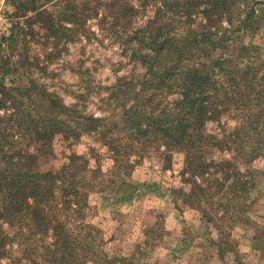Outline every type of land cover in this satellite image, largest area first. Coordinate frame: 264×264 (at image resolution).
<instances>
[{
	"label": "rangeland",
	"instance_id": "obj_1",
	"mask_svg": "<svg viewBox=\"0 0 264 264\" xmlns=\"http://www.w3.org/2000/svg\"><path fill=\"white\" fill-rule=\"evenodd\" d=\"M162 4L163 0H0V134L5 132L4 119L14 116L17 108L25 117L48 116L47 121L61 114L52 111L46 93L74 110L61 115L69 124L60 126L47 151L27 147L29 141L23 150L39 157L41 173H59L52 192L56 203L49 204H57L68 218V229L78 240L77 264H117L121 251L131 253L124 264H264V119L253 115L252 121L247 119L252 111H264V100L255 102L257 91L242 85L239 91L243 103L247 97L244 106L248 110L224 111L207 127L210 131L213 125L211 134L224 141L211 151L205 148L206 163L217 165L210 168L211 174L206 171L195 178L201 186L208 180L215 187L208 205L204 204L206 197L191 192L193 177L186 153L176 150L171 163H165L157 152L158 141L156 147L142 138L137 140L143 145L132 144V132L117 125L123 113L121 100L132 105L140 83L136 79L147 74L145 55H152L153 45L146 30H185L168 21L167 13L161 14ZM204 7L189 6L190 28L202 33L207 26L213 32L211 42L217 47L213 55L229 61V79H234L236 69L250 81L259 72L261 77L264 1L241 0L231 12L221 6L211 26L201 14ZM252 10L254 19L247 21ZM43 11L44 16L38 15ZM224 12L229 15L220 16ZM13 36L14 42L10 40ZM263 84L260 80L256 89H263ZM117 88L126 94L117 95ZM92 118L107 125L102 124L96 133L90 130L94 128ZM242 118L253 127L257 119L260 128L243 130ZM77 125H84L83 130L89 127V133L71 136L68 126ZM75 154L82 158L71 162ZM128 160L136 166L123 168ZM84 162L88 167L82 166ZM68 164L72 166L64 170ZM224 170L227 175H222ZM174 186L188 188V195L181 192L186 196L184 204ZM70 188L81 189L83 196L67 212L61 195ZM178 216L184 217L185 225L179 224ZM2 227L11 238L17 230L7 224ZM31 231L36 237L28 236L24 247L18 241H5L13 258H21L25 247L41 245L33 226ZM183 238L186 243L181 244ZM47 242L51 243L50 238ZM33 254L25 258L31 260ZM46 263L40 259V264ZM16 264L30 262L22 259Z\"/></svg>",
	"mask_w": 264,
	"mask_h": 264
},
{
	"label": "trees",
	"instance_id": "obj_2",
	"mask_svg": "<svg viewBox=\"0 0 264 264\" xmlns=\"http://www.w3.org/2000/svg\"><path fill=\"white\" fill-rule=\"evenodd\" d=\"M240 1L163 0L161 14L166 16L167 13L168 21L170 19L178 27L183 26L185 30H182L181 33H178L177 28H173L171 31L168 28L163 32L158 29L157 32L146 30L149 35L148 42L153 45V49L150 47L153 51L152 55H145L148 63L147 74L136 79V81L140 80V83L138 90L136 86L132 105H129L124 99H118L123 104V113L117 125L123 124L132 132L129 139L132 144L136 141L143 145L141 141H138L142 138L151 147H156L158 141L157 152L165 157V163H171L170 160L176 150L186 153L189 158L187 168L191 169L193 177L191 192L199 197H206L208 201L204 202L205 205L212 204L213 195L211 194L214 193L215 187L208 180L207 185L201 186L195 178L204 175L206 171L211 174L210 168L217 165L214 162L206 163L205 148L210 149L224 143L223 140H219L211 134L213 125H211L210 131L207 127L209 124L216 123L219 119L218 116L224 111L235 110L239 113L248 110L247 106H244L247 103V97L243 103L244 96L239 91L242 85L249 87L246 89L257 91L256 94L254 93L257 104L259 100H264V84L261 85L263 89H256L260 85V80L264 83V74L259 77V72L256 74L258 78L253 77L250 81V78L247 80V76L243 75V71L236 69L238 71L234 79H229L230 72L227 67L229 61L224 57L215 58L213 55L217 47L211 42V38L215 35L207 26L204 27L202 33L191 30L189 23L192 22V12L188 8L189 6L193 8L195 5H204L201 14L207 18L209 26H211L215 10L223 6L227 9L226 11L231 12ZM224 13L225 15L220 14V16L227 17L229 15ZM38 15L44 16L45 13L44 11L38 12ZM254 16L255 11L252 10L246 18L247 21L253 20ZM167 24L170 25L169 22ZM10 40L14 42V36ZM210 43L213 48H210ZM246 71L248 72V70ZM128 84L130 82L125 86ZM122 89L117 88V95L120 92L126 94ZM173 96L177 97L169 98ZM44 97L49 101L52 111L57 110L61 114H57L54 120L47 121L50 119L48 116L28 115L25 117L20 114V108H17L18 111L13 114L14 116L4 119L3 131L5 132L0 134V166L2 164L0 167V264H4L2 261L5 259L9 260L6 264L20 263L22 259L29 260L30 264H40V259L47 262L46 264L78 263L77 249L79 247H76L78 240L68 229V224H66L68 218L64 216L57 204L53 206L49 204L56 203L52 192L57 186L59 173H41L37 166L39 157L25 153L23 150V144L29 141L27 147L35 146L37 151H47V145L59 133L60 126L69 124L66 119L61 118V115H71L74 112L73 109L63 105L59 97L47 93L44 94ZM235 98L239 99L236 101ZM232 101H236L237 104L230 105ZM252 115L258 119H264L263 110L258 109L249 113L247 115L249 121H252ZM92 122H94V128L90 127V130L99 133L98 129L104 124V120L92 118ZM256 122L254 127L249 126L248 122H244V118L239 123L243 130L250 128L251 131H256L260 128L257 119ZM83 126H68L71 136L78 137L88 134L89 127L83 130ZM204 132H209L212 136L208 137ZM236 134L238 133L236 132ZM236 134L235 137L238 136ZM234 141L240 144L239 139ZM256 149L254 148V150ZM220 152L222 153V150ZM76 158L82 157L75 154L72 156L71 162H74L72 159ZM197 158L199 159L197 160ZM71 166L72 164L66 165L64 170H69ZM82 166L85 168L88 167V164L84 162ZM128 166L133 167L136 164H132V160H128V164H124L122 167ZM212 175L215 173L213 172ZM222 175H227L225 170ZM60 183V187H63L64 182ZM173 188L180 192L177 194L178 197L183 198L181 192L189 194L186 187L174 186ZM70 189L61 195L63 196V198L61 197L62 208L64 207L67 212L71 208V204H76V199L79 197L82 199L83 196L81 189H71L72 191L68 192ZM67 192L68 194H66ZM69 196L75 200L68 199ZM185 197L182 199L183 204ZM190 206L193 207L192 204ZM3 224H7L10 228H17L12 238L3 232ZM32 226L41 237L39 240L41 245H34L35 248L25 247L23 253L20 252L21 258H13L5 241H12V244L18 241V246L24 247L28 236L36 237L35 233L31 231ZM47 238H50V244L47 242ZM31 252L34 253L31 260L25 258ZM43 252L47 254L44 255Z\"/></svg>",
	"mask_w": 264,
	"mask_h": 264
},
{
	"label": "crops",
	"instance_id": "obj_3",
	"mask_svg": "<svg viewBox=\"0 0 264 264\" xmlns=\"http://www.w3.org/2000/svg\"><path fill=\"white\" fill-rule=\"evenodd\" d=\"M178 218H179V219H178V220H179V221H178L179 224H181L182 226L185 225V222H184L185 219H184V217H183V216H178ZM198 220H199L201 223L204 222V221H203V218H202L201 216L198 217ZM185 238H186V237H185ZM185 238H183V239L181 240V244H182L183 242L186 243V239H185ZM198 239L201 240L202 238H198ZM214 243H215V242H214ZM216 244H217V243H216ZM215 246H216V245H215ZM216 247H217V246H216ZM123 248H124V247H123ZM121 253H122V254L119 255L118 258H117V262H118L117 264H124L123 262L126 261V260H128V259H129L128 257H129L130 254H131V253L128 254L127 252H123V251H121Z\"/></svg>",
	"mask_w": 264,
	"mask_h": 264
}]
</instances>
